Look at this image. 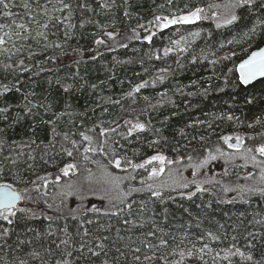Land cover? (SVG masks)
Segmentation results:
<instances>
[{
  "label": "trees",
  "instance_id": "1",
  "mask_svg": "<svg viewBox=\"0 0 264 264\" xmlns=\"http://www.w3.org/2000/svg\"><path fill=\"white\" fill-rule=\"evenodd\" d=\"M5 2L0 184L22 199L0 218V264H264V187H165L145 163L242 149L264 162V78L236 73L264 43V0ZM98 172L115 178L111 196L71 208L72 181Z\"/></svg>",
  "mask_w": 264,
  "mask_h": 264
},
{
  "label": "rangeland",
  "instance_id": "2",
  "mask_svg": "<svg viewBox=\"0 0 264 264\" xmlns=\"http://www.w3.org/2000/svg\"><path fill=\"white\" fill-rule=\"evenodd\" d=\"M150 83L151 80H146L141 85ZM231 142H236V140H231ZM236 149H240V147ZM156 155L163 156L160 152H157L154 156ZM157 161L158 163L153 168V170L155 169L153 175L159 177L160 183L165 187L183 185L188 180L204 186L217 185L219 189L232 186L238 190H258L264 187V162H260L256 157L251 156L248 150L242 149L240 152L216 155L201 162L198 161L191 167L170 166L166 168V158L163 161ZM228 167H230L233 177L227 175ZM242 173L244 175H240ZM114 181L113 176L101 172L78 177L72 181L75 185L77 184L76 189L78 191H70L72 195L71 208L83 210L103 204L98 203L96 199L97 197L99 199L106 196L110 197V192L115 187ZM86 187L90 189H84ZM233 193L234 191L230 195Z\"/></svg>",
  "mask_w": 264,
  "mask_h": 264
},
{
  "label": "snow or ice",
  "instance_id": "3",
  "mask_svg": "<svg viewBox=\"0 0 264 264\" xmlns=\"http://www.w3.org/2000/svg\"><path fill=\"white\" fill-rule=\"evenodd\" d=\"M244 3H252V0H243ZM0 4H2L5 8L8 7V4L5 2V0H0ZM236 7L240 6L239 0L238 3L235 5ZM27 7V5H25ZM67 7V5H65ZM200 9H196L193 12H190L188 15L180 16V17H173L171 19L163 18V23L160 25L163 28H167L170 24H176V23H191L194 20L200 19ZM6 15H10V13H6ZM157 20H161L160 17L156 18ZM237 19L236 15H232L230 20H226L225 23H232ZM219 26V25H218ZM20 27H23V25H20ZM2 42V41H0ZM102 41H98L100 43ZM237 70L240 73V80L247 84L249 81L256 79L257 77H264V48H260L258 51H254L251 53L248 59L244 60L241 64L238 65ZM231 119V117H229ZM143 124H135L133 125L132 129L130 131H135L136 129H143ZM85 139H88V137H85ZM225 142L227 143L230 137H224L223 138ZM238 143L236 145H229V147H236L239 148L242 141L239 137H237ZM251 151V149H249ZM257 152H259L261 155H264V145L258 147L256 149ZM71 153H69L70 155ZM165 158L160 155L152 156L148 161L145 163H150L153 160H160L163 161ZM117 166H119V161H117ZM68 168L74 167L73 165H68ZM139 167H143V165H139ZM162 171V169H161ZM67 174V172H65ZM153 174H155V169L153 170ZM156 193H154L155 195ZM22 199V197L15 192L14 190H11V186L7 184H0V218L3 220H7L9 223H12L11 220H9L10 216H15L16 212L13 210L16 207V202L18 200ZM20 211H25L24 209H20ZM7 229H5V234H7ZM232 255L239 254L243 256V253L239 251V249L236 250V253H231ZM227 258V257H225ZM247 259H251V256L247 257Z\"/></svg>",
  "mask_w": 264,
  "mask_h": 264
},
{
  "label": "water",
  "instance_id": "4",
  "mask_svg": "<svg viewBox=\"0 0 264 264\" xmlns=\"http://www.w3.org/2000/svg\"><path fill=\"white\" fill-rule=\"evenodd\" d=\"M260 48H264V43H263L262 45H260L259 47H257V48H255V49L251 50V51H250V52H249L244 58H242V59L240 60V62L238 63V65L241 64L244 60L248 59L252 52H254V51H258ZM238 65H237V67H238ZM237 73H238V75H239V80H240V73H239L238 70H237ZM261 78H263V77H257L256 79L249 81L247 84H250V83H252V82H254V81L258 80V79H261ZM240 82H241L242 84H244V85H247V84L243 83L241 80H240ZM11 190H14V189L11 188ZM14 191L17 192V193L20 195V193H19L18 191H16V190H14ZM20 196H21V195H20ZM20 201H21V199L18 200V201L16 202V205H17Z\"/></svg>",
  "mask_w": 264,
  "mask_h": 264
},
{
  "label": "bare ground",
  "instance_id": "5",
  "mask_svg": "<svg viewBox=\"0 0 264 264\" xmlns=\"http://www.w3.org/2000/svg\"><path fill=\"white\" fill-rule=\"evenodd\" d=\"M239 62H240V61H239ZM239 62H238V63H239ZM238 63H237V65H238ZM237 65H236V73H237ZM237 75H238V73H237ZM263 78H264V77H263ZM261 79H262V78H261ZM238 80H239V75H238ZM258 80H259V79H258ZM256 81H257V80H256ZM239 82H240V80H239ZM254 82H255V81H254ZM240 83H241V82H240ZM252 83H253V82H252ZM252 83H250V84H252ZM241 84H242V83H241ZM242 85H244V84H242ZM247 85H249V84H247ZM11 188H13V187H11ZM13 189H14V188H13ZM14 190L18 191L17 189H14ZM18 192H19V191H18ZM20 202H21V201H20ZM20 202H19V203H20ZM19 203H18V204H19ZM18 204H17V205H18ZM17 205H16V206H17Z\"/></svg>",
  "mask_w": 264,
  "mask_h": 264
}]
</instances>
